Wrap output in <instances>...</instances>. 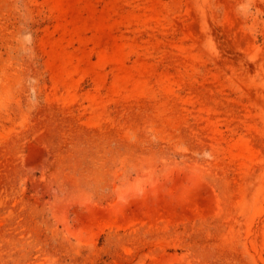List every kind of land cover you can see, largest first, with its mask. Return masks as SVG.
I'll return each instance as SVG.
<instances>
[{"label":"rangeland","instance_id":"rangeland-1","mask_svg":"<svg viewBox=\"0 0 264 264\" xmlns=\"http://www.w3.org/2000/svg\"><path fill=\"white\" fill-rule=\"evenodd\" d=\"M0 264H264V0H0Z\"/></svg>","mask_w":264,"mask_h":264}]
</instances>
